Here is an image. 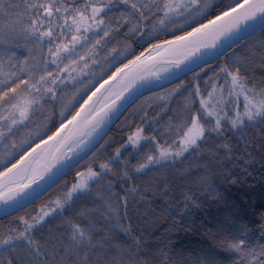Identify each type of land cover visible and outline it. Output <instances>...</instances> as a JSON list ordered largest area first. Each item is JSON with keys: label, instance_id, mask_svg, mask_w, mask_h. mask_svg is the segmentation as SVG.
Here are the masks:
<instances>
[{"label": "snow or ice", "instance_id": "6c2138e0", "mask_svg": "<svg viewBox=\"0 0 264 264\" xmlns=\"http://www.w3.org/2000/svg\"><path fill=\"white\" fill-rule=\"evenodd\" d=\"M134 104L135 132L106 140ZM256 164L264 178V0H0V264H264V224L235 205L187 256L157 227Z\"/></svg>", "mask_w": 264, "mask_h": 264}, {"label": "trees", "instance_id": "16d2710c", "mask_svg": "<svg viewBox=\"0 0 264 264\" xmlns=\"http://www.w3.org/2000/svg\"><path fill=\"white\" fill-rule=\"evenodd\" d=\"M169 38H171L170 35ZM135 47L136 45L133 43V48ZM171 87H173V84L166 81L161 87L147 92L136 102V104H139L147 97L152 96L154 92H163L165 88ZM135 107L136 105L134 104L120 116L116 125H113L111 130L107 132V135L105 136L106 140L110 139L111 141L127 142V136L134 133L135 128H125L123 126V121L126 117L130 116V113L135 109ZM149 111H151V109H149ZM129 123H131V119L129 120ZM136 123H139V119L136 120ZM117 125H119V127ZM118 147H120V143H115L113 147L108 149V152L111 153L114 151V148ZM83 163L84 161H81V164ZM77 170L82 169H79L78 166L77 169H74L65 177L69 188L74 182V176ZM234 171L238 173V175L233 176V179L237 181L236 183L227 181L225 177L219 173L216 174L215 183L219 192L223 194V200L217 201L216 199H213V197L208 196L203 207L193 211L190 225H183L166 233L165 227L168 223L167 220H159V224L157 226L159 232L162 235L170 237L169 243L179 245V249L184 251L186 256L193 254L196 251L208 248V246L212 243V239L208 235L209 228H214V221L216 218H222L226 213L231 211V205L238 207V220L240 223L247 225L249 228L255 229L258 236L259 228L261 224H264V220H261V216H264V178L261 177L260 166L259 164H256L252 167L250 169L252 175L250 176L240 174L239 169H234ZM63 184L64 181H61V185ZM62 194L61 187L58 186L49 192L42 200L37 201L25 211L37 210L41 204L48 200H53ZM80 202H84V198H82ZM16 215H24V212L21 211ZM158 216L159 212L157 213V217ZM14 218L15 216L5 217L4 215H1L0 225H9ZM58 222L59 221H55L54 223Z\"/></svg>", "mask_w": 264, "mask_h": 264}, {"label": "water", "instance_id": "95a60500", "mask_svg": "<svg viewBox=\"0 0 264 264\" xmlns=\"http://www.w3.org/2000/svg\"><path fill=\"white\" fill-rule=\"evenodd\" d=\"M147 92H149V91H146L145 94H146ZM145 94H144V95H145ZM142 97H143V96H141L138 100H140ZM138 100H137V101H138ZM137 101H136V102H137ZM123 113H124V112H123ZM52 190H53V189H52ZM52 190H51V191H52ZM51 191H50V192H51ZM47 194H48V193H47ZM47 194H45V196H46ZM45 196H44V197H45ZM38 201H39V200H38ZM1 215H3L2 212H0V216H1Z\"/></svg>", "mask_w": 264, "mask_h": 264}, {"label": "rangeland", "instance_id": "374dc122", "mask_svg": "<svg viewBox=\"0 0 264 264\" xmlns=\"http://www.w3.org/2000/svg\"><path fill=\"white\" fill-rule=\"evenodd\" d=\"M166 81L162 82V84H164Z\"/></svg>", "mask_w": 264, "mask_h": 264}]
</instances>
